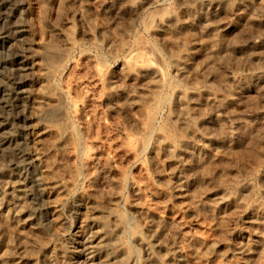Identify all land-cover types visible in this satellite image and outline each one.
Instances as JSON below:
<instances>
[{
	"label": "rangeland",
	"instance_id": "rangeland-1",
	"mask_svg": "<svg viewBox=\"0 0 264 264\" xmlns=\"http://www.w3.org/2000/svg\"><path fill=\"white\" fill-rule=\"evenodd\" d=\"M19 1L0 0V13ZM108 1L25 0L26 36L38 62L31 93L57 101L45 103L32 122L55 128L42 144L62 189L46 209L32 185L26 210L13 214L21 203L11 199L3 176L11 157L0 151V263L264 264V223L251 221L264 216V0H207L203 6L200 0ZM170 11L176 20L164 29L160 23ZM1 23L3 30L7 21ZM65 37L75 45H65ZM188 52L195 62L189 61L187 77L176 63ZM0 53L8 59L6 49ZM136 57L160 65V89L143 74L127 77L124 59ZM7 66L0 67L3 76ZM206 86L218 94L214 103L203 96ZM235 88L241 96L232 97ZM180 91L200 95L180 107ZM174 130L175 140L189 145L165 152L157 136ZM196 134L215 144L200 150L205 142ZM224 190L225 200L218 201ZM99 224L101 235L110 234L102 246L95 244ZM246 244L254 251L238 252Z\"/></svg>",
	"mask_w": 264,
	"mask_h": 264
},
{
	"label": "bare ground",
	"instance_id": "bare-ground-1",
	"mask_svg": "<svg viewBox=\"0 0 264 264\" xmlns=\"http://www.w3.org/2000/svg\"><path fill=\"white\" fill-rule=\"evenodd\" d=\"M108 1V0H107ZM106 0H104V4H108V1L107 2ZM125 1V0H124ZM123 1V2H124ZM129 1V0H128ZM131 1V0H130ZM129 1V2H130ZM134 1V0H133ZM121 2V0H120ZM136 2V1H135ZM98 3V1H97ZM115 3V2H114ZM119 3V2H118ZM126 3V2H124ZM193 3V2H192ZM26 2L25 0H20L13 8L9 9V10H4L5 13H0V23L5 20L7 21V25H5L6 27L4 28L3 27V30H1L0 28V47L1 49H6L8 52H9V56H8V59L6 58L5 60L4 59H0V67L2 64H5V65H8L7 66V69L9 70V73L7 76H3L1 73L0 75V151L9 155L11 157V160L9 161L10 163V166H11V169L8 171V173H5L3 174L4 178H6V181L8 183V185L10 184V189H11V193H10V196H11V199L12 200H16V202L18 203H21L20 205L18 204V207L16 208V206L14 207L15 209V213L13 214H16V213H20L23 211V209L26 210V203L28 202L27 199H29L28 197L32 196L31 194V191L33 188L32 185H35L37 187V191H38V194L41 195V197L43 198L44 202H45V207L46 209L48 208H51V206H49L47 208V206L49 205L48 204V200L50 197L53 196H59L58 194L59 191L58 189H62V186L59 185L58 186V183L57 181V178L54 180V174L52 176V169H54L52 167V165L54 164H50L49 165V162L46 161V155H45V149H44V146L42 144V140H44L43 136L46 135L47 133L49 134L52 130L50 129V127L52 126L51 123H46L47 125H37L35 122H32V118H33V114L36 112H38L40 114V111L43 109V107L46 105L45 103H47V105H50L51 102H57L55 101L56 98L49 96L48 94L44 95L45 97H43V100L42 98L40 97L39 100L37 97H33L32 93H31V75L33 74V70L35 69V65L38 64L34 62L33 59V56L32 55L35 51L32 50V44H30V41L28 40L27 38V32H28V26H27V23H26V14L28 15L27 12H25V8H26ZM121 4V3H119ZM123 4V3H122ZM131 4V3H130ZM200 4L203 6L205 4H209V1L207 0H200ZM212 4V3H210ZM29 5V4H28ZM27 5V7H28ZM110 5V4H109ZM118 5V4H117ZM132 5V4H131ZM130 5V6H131ZM241 5V4H240ZM251 5V4H250ZM129 6V7H130ZM242 6V5H241ZM262 6V5H261ZM100 7V6H99ZM117 7V6H116ZM239 7V6H238ZM260 7V6H259ZM6 8V7H5ZM106 8V6H105ZM132 8V6H131ZM201 8V7H200ZM203 8V7H202ZM244 8V7H243ZM27 9V8H26ZM187 9V8H186ZM198 9V8H197ZM206 9V8H205ZM215 9V8H214ZM240 9V8H239ZM251 9H253V7H251ZM263 9V8H262ZM28 10V9H27ZM188 10V9H187ZM186 10V11H187ZM202 10V9H201ZM250 10V9H249ZM255 10V9H254ZM261 10V9H260ZM173 11V10H172ZM192 11V10H190ZM212 11V10H211ZM210 11V12H211ZM217 11V10H216ZM78 12V11H77ZM82 13V11H80ZM254 12V11H253ZM215 13V12H214ZM252 13L251 10L249 12V14ZM257 13V12H256ZM178 14V13H177ZM253 14V13H252ZM80 15V14H79ZM247 15H248V11H247ZM259 15V14H258ZM247 17V16H246ZM260 17V16H259ZM202 18V17H201ZM205 18V17H204ZM243 18V17H242ZM182 19V18H181ZM176 20V16L173 12L170 11L169 14H167L166 16H163L162 17V20H161V23L160 25L162 24V26L164 27V29H166V27L170 26L171 23ZM183 20V19H182ZM188 20V19H187ZM197 20V19H196ZM242 21V20H241ZM247 21V19H246ZM251 22V21H250ZM260 22V21H259ZM66 23V22H65ZM70 23V22H69ZM174 23V22H173ZM172 23V24H173ZM207 23V22H206ZM3 24V23H1ZM179 24V23H177ZM176 24V25H177ZM191 24V23H190ZM250 24V23H248ZM261 24V23H260ZM182 25V24H181ZM188 25V24H187ZM210 25V24H209ZM212 25V24H211ZM251 25V24H250ZM259 25V24H258ZM184 26V25H183ZM158 27V26H157ZM161 27V26H159ZM171 27V26H170ZM155 28V27H154ZM185 28V27H184ZM183 28V29H184ZM187 28V27H186ZM215 28V27H214ZM161 30V28H159ZM204 29V28H202ZM216 29V28H215ZM156 31V30H155ZM161 31H164L165 30H161ZM159 31V32H161ZM174 31V30H173ZM30 32V31H29ZM67 32V31H66ZM163 32V33H164ZM217 32V31H216ZM57 33H60L57 32ZM65 33V32H64ZM170 33V32H169ZM61 34V33H60ZM165 35V34H163ZM162 35V36H163ZM169 35V34H168ZM64 36V35H63ZM217 36V35H216ZM220 36V35H219ZM68 37V36H67ZM162 38V37H161ZM170 38V36H169ZM171 38H174V37H171ZM217 38V37H216ZM66 39V37H65ZM181 40V38H180ZM187 40V39H186ZM62 41H65V40H62ZM110 41V40H109ZM112 41V40H111ZM114 41V40H113ZM164 41V39H163ZM168 42V41H166ZM182 42V41H181ZM180 42V43H181ZM187 42V41H186ZM32 43V42H31ZM65 45H70V46H73L75 45V43L72 44V42L70 41V39H66L65 41ZM110 43V42H109ZM113 43V42H112ZM115 43V42H114ZM179 43V42H178ZM179 43V44H180ZM183 43V42H182ZM167 44V43H166ZM177 44V43H176ZM188 44V43H187ZM15 45H18L15 47ZM64 45V43H63ZM182 45V44H181ZM213 45V44H212ZM46 46V44H45ZM67 46V47H68ZM171 46V45H170ZM187 46V45H186ZM173 47V46H172ZM171 47V48H172ZM50 49V47H48ZM34 49V48H33ZM37 49V48H36ZM40 49V48H39ZM137 50L139 49L136 48ZM175 49V48H174ZM192 49V48H191ZM43 50V49H42ZM172 50V49H171ZM174 51V50H173ZM177 51V50H175ZM191 51V50H190ZM195 51V50H194ZM41 52V51H40ZM134 53H136V51H134ZM183 53V52H182ZM0 54H3V53H0ZM42 54V53H41ZM138 54V53H137ZM142 55V54H141ZM181 55V54H180ZM196 55V54H195ZM137 56V55H136ZM1 57V56H0ZM7 57V55L5 56ZM35 57V56H34ZM142 57V56H140ZM147 57V56H146ZM179 57V56H177ZM181 57V56H180ZM35 59V58H34ZM130 59V58H129ZM152 59V58H151ZM150 59V61H152ZM181 59V58H180ZM149 60V59H148ZM193 60V53H190L188 52L187 54H185V56H182V59L176 63L178 64V71H180L184 76H187L188 77V68H190V65H192V61ZM124 61H126L127 63L124 64V66H126V69H127V77L130 79V80H133L135 79L139 74H143V76L145 75V77H149V80L150 79H153L151 80L152 83L150 82L149 84H151L150 86H152V89L154 90H157V89H160L161 85V82L162 80L164 79L163 75V71L161 70V68L159 67L160 65H155L154 63H146L145 61L143 60H140L139 58L137 59V57L135 59H130L128 61V58L127 60L124 59ZM191 61V62H189ZM194 61V60H193ZM197 61V60H196ZM195 62V61H194ZM196 64V63H195ZM193 64V65H195ZM5 67V66H3ZM2 67V68H3ZM43 67H45L43 65ZM205 67V66H203ZM214 67V66H213ZM41 68V67H40ZM194 68V67H193ZM203 69V68H202ZM211 69V68H210ZM124 70V69H123ZM35 71V70H34ZM162 71V72H161ZM207 71V70H205ZM204 71V72H205ZM177 72V71H176ZM189 72H192V71H189ZM258 72V71H257ZM42 73V71H41ZM232 73V72H231ZM230 73V74H231ZM262 73V72H261ZM121 74V73H120ZM194 74V73H193ZM43 75V74H42ZM108 75V74H107ZM122 76V75H121ZM262 76V75H261ZM146 77V78H147ZM152 77V78H150ZM180 77V76H179ZM191 77H195V76H191ZM238 77V76H237ZM253 77V76H251ZM256 77V76H255ZM155 78V79H154ZM157 78V79H156ZM167 78V77H166ZM183 78V77H182ZM181 78V79H182ZM101 79V78H100ZM168 79V78H167ZM192 79V78H191ZM243 79V78H242ZM241 79V80H242ZM106 79H104L105 81ZM120 80V79H119ZM125 81V78L123 79ZM146 80V82H147ZM232 80V79H231ZM257 80V79H256ZM199 81V80H198ZM251 81V80H250ZM118 82V81H117ZM191 82V80H190ZM236 82V81H234ZM248 82V81H247ZM46 82H39L38 83V86L39 88L37 89H43L44 88V84ZM106 83V81H105ZM113 83V82H112ZM136 83V82H135ZM193 83V82H192ZM204 83V82H203ZM109 84H111V82L109 81ZM108 84V85H109ZM116 84V83H115ZM125 83L123 82V85ZM131 84V82H130ZM187 84V83H186ZM211 84V82H210ZM231 84V83H230ZM233 84V83H232ZM247 84V83H246ZM107 85V84H106ZM113 85V84H112ZM111 85V86H112ZM119 85V83H118ZM117 85V86H118ZM132 85V84H131ZM140 85L142 86V82L140 83ZM192 85V84H191ZM196 85V84H195ZM46 86V85H45ZM116 86V87H117ZM145 86V84H144ZM147 86V85H146ZM109 87V86H107ZM112 87H115V86H112ZM126 87V86H125ZM216 87V86H215ZM214 87V88H215ZM250 87V86H249ZM259 87V86H258ZM261 87V86H260ZM148 88H150L148 86ZM206 88H208L207 90L204 91L203 93V96L205 97L206 101L208 102H212L214 103L215 102V99L217 98V93L214 92L213 89L209 88L206 86ZM245 88V86L243 87ZM33 89V87H32ZM120 89V88H119ZM124 89V88H123ZM180 89V88H179ZM241 89V88H240ZM240 89L238 91H236V88H235V91L232 95V97H237L238 95L241 96L240 93H242V91H240ZM260 89V88H259ZM263 89V87H262ZM34 90V89H33ZM45 90V89H44ZM133 90V89H132ZM181 90V89H180ZM201 90V88H200ZM216 90V89H215ZM264 90V89H263ZM39 91V90H38ZM41 95L43 93V90H41ZM120 91V90H119ZM143 91V90H142ZM202 91V90H201ZM227 91V90H225ZM123 92V91H122ZM126 92H128L126 90ZM135 92V91H133ZM185 92L187 91H180L179 93L177 92V96L179 98V100L181 101V104L179 105L181 107V105H183L184 103L187 102V100H195V96H199L200 94L198 93H194V94H191V95H188L186 94ZM192 92V91H191ZM261 92V90H260ZM131 93V92H130ZM129 93V94H130ZM149 93V92H148ZM228 93V92H227ZM263 93V92H262ZM140 94V93H139ZM142 94V93H141ZM126 95V94H125ZM149 95V94H148ZM153 95V94H152ZM220 95V94H219ZM244 95V94H243ZM262 95V94H261ZM116 96V95H115ZM134 96V95H132ZM151 96V95H150ZM231 96V95H230ZM264 96V95H263ZM113 97V96H112ZM119 97V96H118ZM152 97V96H151ZM137 98V97H136ZM202 98V97H201ZM37 99V100H36ZM139 99V98H138ZM148 98H146L147 100ZM153 99V97H152ZM204 99V100H205ZM42 100V101H41ZM114 100V99H113ZM118 100V99H117ZM136 100V99H135ZM142 100V99H141ZM149 100V99H148ZM147 100V101H148ZM151 100V99H150ZM222 100V99H221ZM134 101V100H133ZM200 101V99H199ZM203 101V100H201ZM200 101V102H201ZM223 101V100H222ZM226 101V100H225ZM50 103V104H49ZM204 103V102H203ZM233 102H231L232 104ZM45 104V105H44ZM54 104V103H52ZM51 104V105H52ZM133 104V103H131ZM178 104V103H177ZM187 104V103H186ZM185 104V105H186ZM210 104V103H209ZM44 105V106H43ZM50 105V106H51ZM56 104H54L53 106H55ZM190 105V104H189ZM193 105V104H191ZM213 105V104H212ZM228 105V104H227ZM143 106V105H142ZM177 106V105H176ZM200 106V105H199ZM204 106V105H203ZM209 106V105H208ZM215 106V105H213ZM205 107V106H204ZM219 107V106H218ZM135 108V106H134ZM194 108V107H193ZM191 108V109H193ZM215 108V107H214ZM213 108V109H214ZM138 109V108H137ZM175 109V107H174ZM178 109V108H177ZM192 112V111H191ZM215 112V111H214ZM37 113V114H38ZM180 112H178L179 114ZM193 113H196V112H193ZM175 114V113H173ZM185 114V113H184ZM197 114V113H196ZM181 115V113L179 114ZM178 115V116H179ZM204 115V114H203ZM38 116V115H37ZM184 116V115H182ZM195 116V115H194ZM193 116V117H194ZM176 117V116H175ZM192 117V118H193ZM172 118V116H171ZM174 118V117H173ZM181 118V117H180ZM179 119V118H178ZM35 120V119H34ZM177 120V119H175ZM181 120V119H180ZM189 120V119H188ZM196 120V119H195ZM187 121V120H186ZM169 122V121H167ZM190 122V121H189ZM195 122V121H194ZM217 121H215L216 123ZM45 123V122H44ZM178 123V122H177ZM176 123V124H177ZM181 123V122H180ZM186 123V122H185ZM245 123V122H244ZM16 125L15 128L14 126L12 125ZM195 124V123H194ZM198 123H196L197 125ZM170 125V124H168ZM167 125V126H168ZM184 125V124H183ZM186 125V124H185ZM240 125V124H239ZM237 125V126H239ZM253 125V124H252ZM177 126V125H176ZM193 126V125H192ZM172 127V126H171ZM174 127V126H173ZM172 127V128H173ZM242 127V126H241ZM247 127V126H246ZM162 128V127H161ZM200 128V127H199ZM245 128V126H244ZM243 128V129H244ZM13 129V130H12ZM54 126H53V131L51 133H55L56 131H54ZM166 129V128H165ZM174 129V128H173ZM179 129V128H178ZM181 129V128H180ZM205 129V127H204ZM209 129V128H207ZM206 129V131H208ZM232 129V128H231ZM241 130V128H239ZM246 129V128H245ZM203 130V129H202ZM210 130V129H209ZM226 130V129H225ZM68 131V130H67ZM162 131V129H161ZM181 131V130H180ZM186 131V129H185ZM189 131V130H188ZM218 131V130H217ZM220 131V130H219ZM223 131V130H222ZM246 131V130H244ZM16 132V133H15ZM71 132V131H70ZM160 132V131H159ZM164 132V131H163ZM198 132V130H197ZM204 132V131H203ZM211 132V131H210ZM208 132V134L210 133ZM228 132V131H227ZM235 132V131H234ZM50 133V135H51ZM178 131L174 130V132H169L168 134L164 133L165 135H158L157 136V143L160 145L162 144L163 142V148L165 149V152H171L173 149H178L179 147H185V146H188L189 145V142L185 139H182L181 141H176V137H177V134ZM185 133V132H184ZM189 133V132H188ZM230 133V132H229ZM249 133V132H247ZM47 134V136H48ZM238 134V133H237ZM68 136H66L65 138H63V143L64 145H66V142L68 141L67 139H70L72 138V134L70 135L69 133L67 134ZM180 136V134H178ZM185 135V134H184ZM197 135V134H196ZM211 135V133H210ZM241 135V134H240ZM63 136V135H62ZM193 136V135H192ZM214 136V134H213ZM184 137V136H183ZM195 137V136H194ZM198 138L200 137H203V136H199V134L197 135ZM227 137V136H226ZM231 138V136H229ZM240 137V136H239ZM154 138H156L154 136ZM197 138V139H198ZM229 138V140H230ZM237 138V137H236ZM191 139V138H190ZM222 139V138H221ZM178 140V139H177ZM203 140L204 142L206 143H203V145H199V149L203 150L205 149V147H212L215 143L213 137H210L209 135L207 136H204L203 137ZM228 140V141H229ZM166 141V142H165ZM194 141V140H193ZM200 141V140H199ZM60 142V141H59ZM58 143V142H57ZM68 143V142H67ZM156 144V143H155ZM219 145V144H218ZM224 146H228V143L226 142H223ZM161 146V145H160ZM216 147V146H215ZM225 147V148H226ZM188 148V147H187ZM213 149V148H212ZM221 149V147H220ZM199 150V151H200ZM159 151V150H158ZM163 151V150H162ZM213 151V150H212ZM224 151V150H223ZM227 151V150H226ZM225 151V152H226ZM157 152V151H156ZM178 152V150H177ZM180 152V151H179ZM192 153V152H191ZM212 153V152H211ZM215 153V152H214ZM180 154V153H179ZM178 154V155H179ZM204 154V153H203ZM213 154V153H212ZM156 155V153H155ZM170 155V154H169ZM172 155V154H171ZM191 155V154H190ZM177 156V155H176ZM9 157V158H10ZM166 157V156H165ZM168 157V156H167ZM178 157V156H177ZM183 157V156H182ZM190 157V156H189ZM200 157V156H199ZM159 158V157H158ZM160 158H161V155H160ZM206 158V157H205ZM184 159V158H183ZM182 159V160H183ZM202 159V158H201ZM170 160V159H169ZM186 160V159H185ZM188 161V160H187ZM199 161V160H198ZM184 162V161H183ZM191 162V161H190ZM187 163V162H186ZM177 164V162H176ZM185 164V163H184ZM190 164V163H189ZM202 164V163H201ZM200 164V165H201ZM51 166V167H50ZM191 166V165H190ZM194 166V165H193ZM181 168V167H180ZM187 168V167H186ZM173 169V168H172ZM182 171V170H181ZM177 172V171H176ZM187 173V172H186ZM185 173V174H186ZM33 175V178L34 180L31 181L30 179V175ZM184 174V173H183ZM189 175V174H188ZM178 177V176H177ZM176 177V178H177ZM237 177V176H236ZM230 178V177H229ZM231 179V178H230ZM238 179V178H237ZM233 180V179H232ZM231 180V181H232ZM240 180V179H239ZM60 181V179L58 180ZM241 181V180H240ZM61 182V181H60ZM177 182V181H176ZM234 182V181H232ZM2 183V181H1ZM6 183V184H7ZM59 184H62V183H59ZM178 184V183H177ZM61 186V188H60ZM175 187V186H174ZM180 187V186H179ZM183 187V186H182ZM9 188V187H8ZM188 188V187H187ZM224 188V187H223ZM53 189V190H52ZM55 189V190H54ZM57 189V190H56ZM175 189V188H174ZM184 189V188H183ZM221 189V188H220ZM230 190V189H229ZM10 191V190H9ZM58 191V192H57ZM190 191V190H189ZM211 191V190H210ZM209 191V192H210ZM62 192V191H61ZM220 192V191H219ZM36 193V192H35ZM184 193V192H183ZM215 193V192H213ZM3 194V193H1ZM37 194V193H36ZM185 194V193H184ZM189 194V193H188ZM228 194V193H227ZM181 195V194H180ZM186 195V194H185ZM232 195V194H231ZM34 196V195H33ZM8 197V196H7ZM56 197L54 199V197L52 198V202H57L56 200ZM1 198V197H0ZM41 198V199H42ZM9 199V198H8ZM51 199V198H50ZM27 200V201H26ZM30 200V199H29ZM59 200V198H58ZM223 201L225 200V190L224 192L221 193V197L218 198V201ZM11 201V200H10ZM24 201H25V204H24ZM51 203V200H49ZM214 201V200H213ZM1 202V200H0ZM231 202V201H230ZM229 202V203H230ZM218 203V202H217ZM29 204V202H28ZM32 204V203H31ZM30 204V205H31ZM48 204V205H47ZM222 204V203H220ZM228 204V203H227ZM14 205V204H13ZM12 205V206H13ZM17 205V204H16ZM41 205V204H40ZM43 205V206H44ZM47 205V206H46ZM55 205V203H54ZM218 205V204H217ZM11 206V205H10ZM25 206V207H24ZM32 206V205H31ZM208 206V205H207ZM54 207V206H53ZM225 207H226V204H225ZM240 207V206H239ZM247 207V206H246ZM8 208V207H7ZM10 208V207H9ZM12 208V207H11ZM228 208V207H227ZM232 208V207H231ZM230 208V209H231ZM235 208V205L234 207ZM13 209V211H14ZM229 209V208H228ZM238 209V208H236ZM8 210H11V209H8ZM53 210V209H52ZM223 210V209H222ZM235 210V209H234ZM239 210V209H238ZM245 210V208H244ZM254 210V209H253ZM33 212V211H32ZM253 212V211H252ZM6 213H8L6 211ZM47 213V212H46ZM49 213V212H48ZM47 213V214H48ZM238 213H241V212H238ZM261 213V212H260ZM21 214V213H20ZM28 214V213H27ZM255 214V213H254ZM7 215V214H6ZM30 215V214H29ZM28 215V216H29ZM51 215V214H49ZM9 216V215H8ZM18 216V215H16ZM52 216V215H51ZM50 216V217H51ZM143 216V215H142ZM148 216V215H147ZM150 216V215H149ZM245 216V215H244ZM247 216V215H246ZM14 217V216H13ZM27 217V216H26ZM26 217H24L26 219ZM31 217V216H29ZM28 217V219H29ZM53 217V216H52ZM145 217V216H144ZM152 217V216H151ZM56 219V216L54 217ZM146 218V217H145ZM53 219V218H52ZM149 219V218H147ZM154 218L152 217V220ZM145 220V219H144ZM51 221V220H50ZM252 222H262L264 223V216H263V213L262 214H258V215H254V217L252 218L251 220ZM20 222V220H19ZM22 222V221H21ZM26 222V221H25ZM152 222V221H151ZM31 224V223H30ZM251 224V222H250ZM148 225V224H147ZM255 225V224H254ZM150 226V225H149ZM154 227V225H153ZM163 227V226H162ZM102 228L99 225L96 226V240H97V243L95 244H98L99 246H102L104 243H106L107 241L110 240V234L109 236L105 235L104 233L101 235V232H102ZM118 228V227H117ZM151 228V227H149ZM157 228V227H156ZM162 229V228H161ZM159 232V231H158ZM113 233V232H112ZM150 234V233H149ZM143 236V234H142ZM113 239V238H111ZM139 240V239H138ZM112 242V241H111ZM242 242V241H241ZM147 243V242H146ZM94 244V245H95ZM97 245V246H98ZM145 248V247H144ZM104 249V248H103ZM125 249V248H124ZM148 250V249H147ZM146 250V251H147ZM122 251V250H121ZM241 252V253H245V254H250L252 253V251H254V248H253V245H250V244H246L245 247H240L238 248V252ZM237 252V253H238ZM126 253V252H125ZM151 253V252H150ZM124 254V253H123ZM119 255V254H118ZM106 256V255H105ZM117 256V255H116ZM3 257V256H2ZM118 257V256H117ZM111 258V257H110ZM116 258V257H115ZM125 258V257H124ZM127 258V257H126ZM181 258V257H180ZM168 259V258H167ZM20 261V260H18ZM17 261V262H18ZM124 261V260H123ZM17 262L15 264H17ZM100 262V261H99ZM108 262V261H107ZM19 263V262H18ZM103 263V262H100V264ZM1 264V263H0ZM4 264V263H3ZM6 264V263H5ZM183 264V263H182Z\"/></svg>",
	"mask_w": 264,
	"mask_h": 264
}]
</instances>
